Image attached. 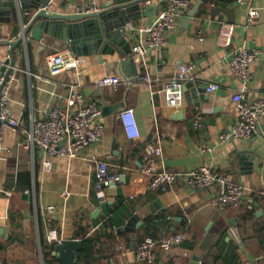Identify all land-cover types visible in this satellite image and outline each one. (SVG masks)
<instances>
[{
	"label": "crops",
	"instance_id": "1",
	"mask_svg": "<svg viewBox=\"0 0 264 264\" xmlns=\"http://www.w3.org/2000/svg\"><path fill=\"white\" fill-rule=\"evenodd\" d=\"M109 2L96 0V5L103 8ZM50 3L52 13H75L83 0ZM197 3L193 0L180 12L167 44L162 50H150L146 65L135 58L137 69L122 68L123 58L132 57V53H98L82 56L86 61L81 74L68 70L59 75L50 73L46 58L58 52L74 54L69 44L45 34L39 40L28 34L12 52L8 43L23 36L36 11L27 7L21 15L14 7L4 8L12 9V14L5 17L7 21L0 20V79L16 75L9 104L11 115L24 130L31 131L33 123L46 118L49 109L65 106L78 92L83 95V105L95 101L102 107L105 132L101 142L83 150L78 158L68 159L26 150L23 143L27 135L7 131L0 150V264H65L54 250L67 240L81 243L75 250L77 262L71 264H149L136 258L148 229L157 237L172 233L187 236L182 246L159 252L154 264H264V199L260 195L264 190V116L252 138L220 139L238 121L232 96L242 84L229 67L232 49L261 50L260 60L251 66L253 80L246 98L264 100V0H244V4L234 0L229 4L233 20L223 11L214 15L213 3L193 11ZM166 5L164 2L159 11ZM250 7L261 11L254 22L248 18ZM159 11L153 19L143 16L130 24L136 30L152 24ZM223 22L236 26L230 48L217 43ZM125 32L133 48L141 34ZM8 57L13 69L4 64ZM180 63L194 66V79L184 86L183 106L170 107L163 88ZM136 70L138 76L129 81V72ZM105 75L119 76L122 83L118 88L95 86V81ZM147 75L150 81L143 79ZM210 84H217L218 90L209 93ZM125 107L135 110L140 129L136 140L126 136L118 119ZM198 113L204 117L201 130L193 126ZM157 134H165L163 164L168 171L186 175L207 166L251 189V193L239 208L221 210L213 206L217 187L196 191L201 201L191 207H165L159 193L148 188L150 175L142 171L146 148ZM44 159L53 163L50 171L43 167ZM95 159L108 161L112 172L121 174L104 192L96 190ZM158 163L156 170L162 168ZM183 187L185 179L181 178L175 188ZM159 199L161 207L155 205ZM50 207L54 208L52 212ZM134 217L144 223L139 226L136 221L129 225L130 230H122ZM52 230L57 232L58 242L49 241ZM86 236L95 239L94 252L81 261Z\"/></svg>",
	"mask_w": 264,
	"mask_h": 264
},
{
	"label": "built area",
	"instance_id": "2",
	"mask_svg": "<svg viewBox=\"0 0 264 264\" xmlns=\"http://www.w3.org/2000/svg\"><path fill=\"white\" fill-rule=\"evenodd\" d=\"M193 0H166V7L159 11L156 20L147 26L136 30L132 24H127L124 30L138 31L141 39L132 49V57L141 59L146 65V56L150 50H162L167 44L168 33L177 26V17L180 12L188 8ZM244 4V0H239ZM84 4H92L89 11L99 10L96 0H83ZM43 9L50 11L51 3ZM87 12L85 7L78 8V12ZM261 16L260 8L250 7L248 18L254 22ZM236 31L235 24L223 22L218 33V46L230 48L234 41ZM202 39V37L200 36ZM261 50L241 47L232 49L229 57V67L234 77L242 84L240 90L233 94L232 100L235 103L238 121L230 130L222 133L220 139L223 141L231 139H250L259 131V119L264 116V100L249 101L246 93L251 89L253 72L251 66L258 62L261 57ZM8 57L4 64L13 67L9 63ZM85 58L72 54L71 52H58L50 54L46 58L47 66L52 75H59L68 70H75L78 73L85 71ZM145 81H150V77L144 76ZM194 79V66L189 63H180L175 76H173L164 86L163 94L166 103L170 107H181L184 104L186 82ZM16 81L15 73L9 74L6 78L0 79V150L3 147L5 136L8 130L21 131L27 135V140L23 143L26 150H40L46 157H60L75 159L81 152L94 144L101 142L105 132L102 121V107L95 101L87 104L82 103L83 95L75 92L69 98L65 106L56 105L49 109L47 117L36 121L32 125L31 131L24 130L21 123L15 119L9 110L13 85ZM122 83V78L115 75H105L95 81L97 87L118 88ZM217 84H210L207 87L209 93L217 91ZM124 133L130 140L140 137V129L135 110L130 107L123 108L118 115ZM193 126L196 130L204 127V117L198 113L193 119ZM163 136L157 134L155 140L147 146V156L142 171L150 175L148 188L157 192L165 207L175 205L184 208L200 203V198L196 191L214 188L219 189L218 195L211 204L221 210L227 208H239L245 197L251 193V189L236 183L228 175L213 172L210 167L203 166L188 174L171 172L165 169L163 164ZM208 149V148H206ZM160 163H158V162ZM161 165L160 170H156V164ZM96 166V190L104 192L111 182L118 181L121 174L111 170V164L102 159H95ZM43 167L50 171L53 163L43 160ZM181 178L185 179V187L180 190L175 188ZM264 199V190L260 192ZM54 210L49 208V212ZM264 214V201L262 204ZM50 242H58L57 232L52 230L48 237ZM187 239L184 233L165 235L159 238L147 237L140 242L136 258L140 263L154 264L157 261L159 252H170L175 247L182 246ZM117 249L123 250L122 246Z\"/></svg>",
	"mask_w": 264,
	"mask_h": 264
},
{
	"label": "water",
	"instance_id": "3",
	"mask_svg": "<svg viewBox=\"0 0 264 264\" xmlns=\"http://www.w3.org/2000/svg\"><path fill=\"white\" fill-rule=\"evenodd\" d=\"M149 1L152 0H111L103 8L93 11H89L92 4L79 3L77 4L78 8L85 7L87 12H78L77 10L75 13L58 14L43 9L50 4L51 0H0V20L7 21L5 17L12 14V9L5 10L4 8L6 7H14L18 14L21 15L22 9L27 7H32L36 11L28 26L24 29L23 36L17 41L8 43L12 47V52L17 45L24 41L26 35L29 34L32 38L39 40L45 34L67 42L73 53L78 56L98 53L101 55L114 54L116 52H119L122 56H129L133 48L126 37L125 26L143 16L153 19L161 5L166 2V0H162L159 4L147 6L146 3ZM233 1L197 0L198 3L193 11L199 9L202 4L213 3L212 13L214 15L223 11L229 16L230 20H233L229 6ZM129 66H135L137 69L135 58L130 56L126 59L123 58L121 63L122 68ZM137 76V70L129 72V81ZM116 109L118 110L119 108L116 107ZM155 205L161 207V199L156 201ZM136 221L139 226L144 223L141 219L134 217L129 220V224L122 230H130L129 225L136 223ZM80 246L81 243L78 241H63L55 246L54 255L58 256L65 264L76 263L75 250H78Z\"/></svg>",
	"mask_w": 264,
	"mask_h": 264
},
{
	"label": "trees",
	"instance_id": "4",
	"mask_svg": "<svg viewBox=\"0 0 264 264\" xmlns=\"http://www.w3.org/2000/svg\"><path fill=\"white\" fill-rule=\"evenodd\" d=\"M172 234H175V233H172ZM171 235V234H170ZM149 236H151V237H156V238H159V237H157L156 236V233L153 231V230H150V229H148L147 230V232H146V235L145 236H143V239H142V241L143 240H145L147 237H149ZM94 238H89V237H84V239H83V245H84V249H83V252H82V254H81V261L84 259V258H88L90 255H92L93 254V247H94ZM141 241V242H142Z\"/></svg>",
	"mask_w": 264,
	"mask_h": 264
}]
</instances>
